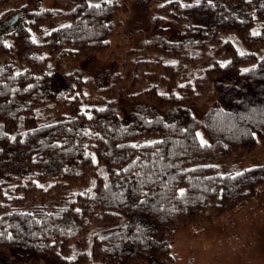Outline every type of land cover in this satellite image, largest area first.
<instances>
[{"label": "trees", "instance_id": "1", "mask_svg": "<svg viewBox=\"0 0 264 264\" xmlns=\"http://www.w3.org/2000/svg\"><path fill=\"white\" fill-rule=\"evenodd\" d=\"M141 1L157 13L134 72L154 68L140 70L146 85L124 118L115 98L89 103L83 92L110 85L73 72L52 85L62 59L108 47L119 3L0 0L1 260L162 263L175 226L233 209L264 180V166L215 172L264 139V0ZM58 18L66 22L32 39ZM205 83L213 96L199 116Z\"/></svg>", "mask_w": 264, "mask_h": 264}, {"label": "rangeland", "instance_id": "2", "mask_svg": "<svg viewBox=\"0 0 264 264\" xmlns=\"http://www.w3.org/2000/svg\"><path fill=\"white\" fill-rule=\"evenodd\" d=\"M85 1L99 3L103 0ZM114 1L119 3V10L113 16L114 28L108 36V47L81 61L62 59L58 69L53 72L54 61L49 59L48 69L52 72V85L55 89L60 72L64 74L73 72L83 78L88 77L97 87L110 85L109 92H100L93 85L85 86L83 92L89 103L97 100V95L101 96V100L115 98L119 112L125 118L134 105L132 100L130 101L131 95L146 85L145 76L139 77L140 70L152 72L154 68L153 63L147 66L138 65L139 70L137 73L134 72L136 62L145 58L140 43L150 36L147 24L157 13V9L156 5L144 7L141 0ZM76 2L78 0H38V5H30V8L68 10ZM65 22L64 18H58L53 23H46L37 33H32L31 37L38 41L46 26L52 28ZM226 34L220 32V37L224 39ZM235 44L238 49L241 48L238 42ZM217 45L218 43H215V54H212L224 62L228 55L222 53L220 47L219 52ZM14 61L19 68L21 62ZM2 63L3 59H0V65ZM133 79H136L134 86L131 84ZM208 85L205 83L206 94L196 103L198 111L196 115L206 109L212 100L213 95ZM144 100L141 99L139 102ZM252 166H264V139H259L251 150H237L228 158L216 162L215 172L234 173ZM167 243L170 253L167 261L145 264H264V180L252 195L233 209L206 219L200 224L183 223L175 226L167 237ZM0 264H48V262L32 258L29 260L6 258L0 259Z\"/></svg>", "mask_w": 264, "mask_h": 264}, {"label": "snow or ice", "instance_id": "3", "mask_svg": "<svg viewBox=\"0 0 264 264\" xmlns=\"http://www.w3.org/2000/svg\"><path fill=\"white\" fill-rule=\"evenodd\" d=\"M97 7H98V5H97Z\"/></svg>", "mask_w": 264, "mask_h": 264}]
</instances>
